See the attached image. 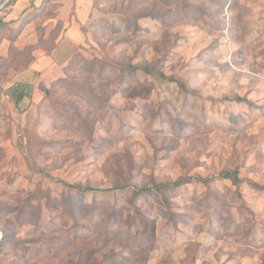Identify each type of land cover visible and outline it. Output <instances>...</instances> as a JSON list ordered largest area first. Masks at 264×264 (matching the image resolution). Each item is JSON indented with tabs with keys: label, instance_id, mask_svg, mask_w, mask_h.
<instances>
[{
	"label": "rangeland",
	"instance_id": "rangeland-1",
	"mask_svg": "<svg viewBox=\"0 0 264 264\" xmlns=\"http://www.w3.org/2000/svg\"><path fill=\"white\" fill-rule=\"evenodd\" d=\"M84 1L0 10V264H264V0Z\"/></svg>",
	"mask_w": 264,
	"mask_h": 264
},
{
	"label": "crops",
	"instance_id": "crops-1",
	"mask_svg": "<svg viewBox=\"0 0 264 264\" xmlns=\"http://www.w3.org/2000/svg\"><path fill=\"white\" fill-rule=\"evenodd\" d=\"M84 2H85L84 0H60V1H57V3L60 4L59 7L57 8V18L61 21L65 20V19L70 20V18L76 14H77L76 18H79L78 12H80L79 10H80L81 4ZM89 3L91 4V0L89 1ZM20 5H23L22 2L19 3L17 6H20ZM64 9H66V15L67 16H64V11H65ZM72 28H74V26H72ZM64 29L65 28H63V30ZM68 30L71 31V29H68ZM68 30L66 31V33L70 34V32H68ZM64 41H66V40H64L63 38L60 39V37H59V40L57 41L56 47L51 51V53L49 55L40 54L38 56L37 60L32 65H30L27 69H25L19 73V75H18L19 81L24 83V84H26V82L27 83L33 82L34 73H35V71H38L37 67H39V69H40L39 70V72H40L39 77H41V76L45 77V73L47 76L50 75L48 72H50V70L54 69V67L56 68L57 65H59L58 62L55 60L54 55L56 52L60 51L59 50L60 46L62 47V45L63 46L65 45ZM68 44H69V42H68ZM41 71H44L45 73L44 72L42 73Z\"/></svg>",
	"mask_w": 264,
	"mask_h": 264
},
{
	"label": "trees",
	"instance_id": "trees-1",
	"mask_svg": "<svg viewBox=\"0 0 264 264\" xmlns=\"http://www.w3.org/2000/svg\"><path fill=\"white\" fill-rule=\"evenodd\" d=\"M18 0H8V2H7V4H15L16 2H17ZM57 1H60V0H42V3H41V5H42V7L41 8H43L44 7V5L45 6H53V4H55V14H53L54 15V17H55V19H57L56 21L57 22H61V20H59L58 18H57V8L59 7V5L60 4H58L57 3ZM93 1V0H92ZM172 1L173 0H165V2H166V5H171L172 4ZM92 3V2H91ZM167 13V12H166ZM139 15H142V16H148V15H151V16H153L154 17V15L151 13V12H147V13H145V12H140V13H138ZM61 24H62V22H61ZM6 25V23H4V22H1L0 21V28L1 27H4ZM81 26H83V25H81ZM57 44V43H56ZM53 48V46L50 48V49H48V50H46V51H44V50H42V49H40V48H37L38 50H41L42 51V53L41 54H44V55H49L50 53H51V49ZM36 49V50H37ZM35 60V57L30 61L31 63H33V61ZM30 63V64H31ZM28 66V65H27ZM27 66H25V67H22V69H25ZM30 66V65H29ZM127 68L131 71V72H136V71H144V72H146V73H149L151 70H150V68H148V67H140V66H137V65H135V66H132V65H128L127 66ZM157 74H159L161 77H164V74L162 73V72H157ZM168 79H170V80H172V78H168ZM178 85L179 86H181L182 87V83H178ZM218 176L219 177H221V178H224V179H232L233 181H236L238 178H237V170H232V171H223V172H221V173H219L218 174ZM189 180H188V178H178V179H176V180H174V181H172V182H168V183H164V184H160V185H148V186H142V187H139L137 190H135L134 191V194H139V193H142V192H149V191H151V190H153V189H161V188H177L178 186H180L181 184H183V183H186V182H188ZM77 190L79 191V193H83L84 191L82 190V189H80V188H77ZM1 232H2V236H1V238H0V251L3 249V247H4V245L6 244V232L4 231V230H1Z\"/></svg>",
	"mask_w": 264,
	"mask_h": 264
},
{
	"label": "built area",
	"instance_id": "built-area-1",
	"mask_svg": "<svg viewBox=\"0 0 264 264\" xmlns=\"http://www.w3.org/2000/svg\"><path fill=\"white\" fill-rule=\"evenodd\" d=\"M8 0H0V10H3L6 8Z\"/></svg>",
	"mask_w": 264,
	"mask_h": 264
},
{
	"label": "water",
	"instance_id": "water-1",
	"mask_svg": "<svg viewBox=\"0 0 264 264\" xmlns=\"http://www.w3.org/2000/svg\"><path fill=\"white\" fill-rule=\"evenodd\" d=\"M1 236H2V234H1V232H0V238H1Z\"/></svg>",
	"mask_w": 264,
	"mask_h": 264
}]
</instances>
